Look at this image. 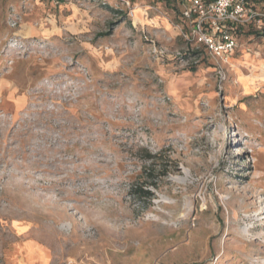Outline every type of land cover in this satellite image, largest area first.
Instances as JSON below:
<instances>
[{
    "label": "rangeland",
    "instance_id": "374dc122",
    "mask_svg": "<svg viewBox=\"0 0 264 264\" xmlns=\"http://www.w3.org/2000/svg\"><path fill=\"white\" fill-rule=\"evenodd\" d=\"M185 4L0 0L3 264H264V5L221 62Z\"/></svg>",
    "mask_w": 264,
    "mask_h": 264
},
{
    "label": "built area",
    "instance_id": "2783aa9c",
    "mask_svg": "<svg viewBox=\"0 0 264 264\" xmlns=\"http://www.w3.org/2000/svg\"><path fill=\"white\" fill-rule=\"evenodd\" d=\"M182 17L188 27L182 34L186 41L203 46L212 58L221 62L226 61L237 48V40L229 30L260 20L259 14L243 0H215L210 3L186 0ZM217 68L221 72V66ZM0 264L3 263L0 261Z\"/></svg>",
    "mask_w": 264,
    "mask_h": 264
},
{
    "label": "trees",
    "instance_id": "16d2710c",
    "mask_svg": "<svg viewBox=\"0 0 264 264\" xmlns=\"http://www.w3.org/2000/svg\"><path fill=\"white\" fill-rule=\"evenodd\" d=\"M157 1L163 2L166 5H169V4L175 3L178 0H157ZM204 1L206 3H210V2H213L215 0H204ZM243 1L248 6L252 7L253 9H255V5H259V4H263L264 5V0H243ZM181 19H182L183 23L186 25V21L182 17V11H181ZM251 24H253V23H249V24H246V25H243V26H237V27H235L233 29H230L229 32L237 39L238 32L243 31L246 27L252 26ZM255 28L256 29L254 30V33H256V35H258V36L264 37V24L263 25H256ZM148 157H150V156H148ZM150 186L151 187H156V184L155 183H151ZM143 193L145 195H148L149 197H151L150 190L145 189V192H143Z\"/></svg>",
    "mask_w": 264,
    "mask_h": 264
}]
</instances>
